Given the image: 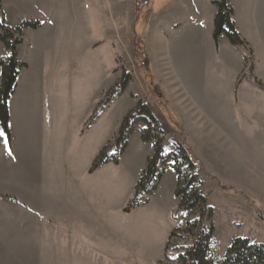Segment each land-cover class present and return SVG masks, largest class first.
Here are the masks:
<instances>
[{"label":"rangeland","instance_id":"1","mask_svg":"<svg viewBox=\"0 0 264 264\" xmlns=\"http://www.w3.org/2000/svg\"><path fill=\"white\" fill-rule=\"evenodd\" d=\"M155 1L0 0V23L7 28L41 25L23 30L18 56L28 67L8 109L11 139L27 150L37 148L46 164L32 181L13 171L24 182L14 198L32 204L36 213L0 212V264H180L177 258L190 243L186 222L194 217L176 196L172 167L146 206L125 212L154 152V143L142 139L145 115L139 122L132 119L119 165L91 172L139 103L163 127L164 152L183 143L198 164L201 193L213 208L218 264L236 238L264 245V98L245 105V123L231 103L234 97L228 114L215 118L169 70L153 75L140 55L150 46L148 35L141 39V19L155 10ZM7 56L0 42V60ZM124 75L129 82L123 89ZM1 80L0 71V85ZM98 111L101 117L90 130ZM0 133V141H8L1 120ZM172 233L176 250L169 248Z\"/></svg>","mask_w":264,"mask_h":264},{"label":"crops","instance_id":"2","mask_svg":"<svg viewBox=\"0 0 264 264\" xmlns=\"http://www.w3.org/2000/svg\"><path fill=\"white\" fill-rule=\"evenodd\" d=\"M155 2V10L141 19V39L144 33L145 39L148 35L150 46H145L140 57L148 69L153 75V71L160 72V76L171 72L191 98L204 110H210L215 118L228 114L229 101L234 97L231 103L237 108L241 122L245 123V105L255 104L264 98V88L255 83V80L264 83V0H230L237 30L252 51V70L249 69L247 48L233 46L227 38L215 44L216 8L213 0ZM154 56L157 65L153 62ZM165 60L169 61V66L162 62ZM158 63H162L163 70ZM156 82L161 97L166 100L160 81L156 79ZM38 152L37 148L27 150L24 144L13 139L10 143L0 141V212L23 208L28 214L36 213L31 203L27 205L14 198L20 196L17 187L20 190L24 182L18 181L15 178L18 175L13 171L21 170L29 181H32L30 177L36 178L37 173L42 175L46 164L38 159Z\"/></svg>","mask_w":264,"mask_h":264},{"label":"trees","instance_id":"3","mask_svg":"<svg viewBox=\"0 0 264 264\" xmlns=\"http://www.w3.org/2000/svg\"><path fill=\"white\" fill-rule=\"evenodd\" d=\"M212 4L216 8L214 20V42L219 44L220 39L227 38L236 47H244L249 51L248 61L250 70L253 69L252 51L248 44L240 35L234 21V9L230 0H213ZM40 23L26 22L15 30L7 28L0 23V42H2L9 52V56L0 60L1 85H0V120L7 140L11 142L9 130V101L17 88V81L27 64L22 62L18 56V48L23 43V30H37ZM129 82V75H124L120 85L124 89ZM255 83L264 87L259 81ZM115 91V90H113ZM147 124L142 139L145 142L154 143V152L148 159L147 165L135 188V196L126 213L146 206L153 194L158 190L167 168L172 167L177 175L176 196L180 199L181 207L188 212L189 217H194L192 221L187 220L185 233L190 240L189 246L183 254H179L177 260L180 264H218L214 254L212 241L215 228L211 223L213 208L209 205L208 199L201 193L202 181L197 173L198 164L190 156L188 149L182 144H176V149L172 153H165L163 142L165 132L160 122L145 104L139 103L134 111L127 115L122 123L116 142L111 147H105L95 160L91 172L100 169L108 164L119 165L120 158L126 151L129 139L132 135L133 121L139 122L143 116ZM101 117L98 111L88 127L91 128ZM109 148V149H108ZM199 215L203 223H198L195 216ZM177 236L172 233L169 240V248L174 247L173 238ZM177 247H174L176 250ZM222 264H264V245L252 242L248 238H236L226 251Z\"/></svg>","mask_w":264,"mask_h":264},{"label":"snow or ice","instance_id":"4","mask_svg":"<svg viewBox=\"0 0 264 264\" xmlns=\"http://www.w3.org/2000/svg\"><path fill=\"white\" fill-rule=\"evenodd\" d=\"M0 135H2V133H0Z\"/></svg>","mask_w":264,"mask_h":264}]
</instances>
